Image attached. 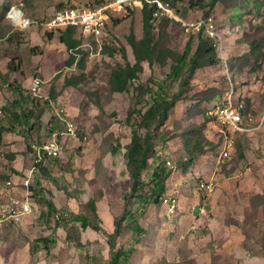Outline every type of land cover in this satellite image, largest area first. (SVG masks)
I'll return each instance as SVG.
<instances>
[{
  "label": "rangeland",
  "instance_id": "374dc122",
  "mask_svg": "<svg viewBox=\"0 0 264 264\" xmlns=\"http://www.w3.org/2000/svg\"><path fill=\"white\" fill-rule=\"evenodd\" d=\"M190 1L196 0H169L181 15L170 9L176 19H171L175 24L167 29L165 45L182 54L191 38L193 54L204 36L214 41L220 61L198 68L185 93L169 107L153 138L154 155L142 172L140 196L128 205L130 218L123 222L116 250L127 254L125 264H264V29L254 28L264 24V0H221L213 9L191 10ZM109 2L0 0V127L12 129L0 145V187L8 180L21 184L29 179V186L43 191L66 219L79 212L81 203L102 195L98 210L106 233L113 232L114 219L124 210L123 195L130 192L126 149L134 130L144 133L139 114L180 91V79L169 77L171 60L143 63L126 92L110 90L114 69L134 63L126 37L130 32L135 39L142 37L138 1L133 0L125 22L115 26L106 21L99 54L81 46L78 31L75 39L81 44L70 49L47 26L60 10L97 9ZM21 15L31 27L20 28L10 19L20 23ZM206 18L217 37L199 30ZM256 40L260 48L252 51L248 44ZM37 77L44 82L41 98L31 91ZM228 100L243 110L241 131L229 132L213 116ZM66 120L78 125L87 142L65 139L59 158L37 164L32 145L50 141L64 130ZM225 147L228 155L222 160ZM192 152L196 157L187 165ZM156 168L166 175L160 204L145 200L155 188ZM165 198L175 200L173 212L163 204ZM31 200L32 214L21 224L0 223V264L109 261L104 233L84 231L87 249L81 250L66 240L56 213ZM42 238L54 239L49 251L36 244Z\"/></svg>",
  "mask_w": 264,
  "mask_h": 264
},
{
  "label": "trees",
  "instance_id": "16d2710c",
  "mask_svg": "<svg viewBox=\"0 0 264 264\" xmlns=\"http://www.w3.org/2000/svg\"><path fill=\"white\" fill-rule=\"evenodd\" d=\"M145 1L149 3H146ZM145 1L142 0L141 6L139 7L142 15V37L140 39H135V36L131 32L126 37L127 44L131 48L134 63L132 65L126 63L124 67L118 65L114 69L110 80V90L112 92H126L129 82L133 79H136L138 73L142 71L143 63H148L149 65H153L154 63L165 65L168 60H171L172 69L169 77L180 79V91L173 95L170 101L161 98L159 101L155 102L148 111L139 114L138 126L141 128V130H144V133L134 130L132 133L131 143L126 149L131 188L129 193H125L123 195L125 201L124 210L121 215L115 217L113 232L106 233L103 229V220L98 210V202L102 198V195L97 198L92 196V198L86 203H81L79 212L71 213V215H69L66 219L59 214L56 206L52 203V201L46 198L43 191L36 192L30 187L32 198L38 200L39 203H44L47 205L48 211L56 213L58 222L64 223V228L67 232L66 240L70 243H75L81 250L87 249V245L84 244L82 240V234L84 231L91 228L98 233H104L106 235L111 254L109 261L106 264H125L126 262L127 254L121 249L116 250V240L122 232L123 222L130 218L128 205L131 204L132 199L138 198L140 196V192L144 185L142 180V172L147 168L148 161L154 155L153 138L164 121L167 120V111L169 107L179 100L182 94L185 93L190 78L194 75L198 68L207 65H214L220 61L214 41L210 38H205L204 36L199 37L197 48L193 54H191V38L187 42L185 50L182 54L177 53L170 47H167L165 45V40L168 35L167 29L170 25L175 24V21L165 17L154 19L152 14L156 7L151 2L155 0ZM157 1L174 10L169 0ZM180 1L184 2L185 0ZM220 1L221 0H212L211 2H206L205 0L190 1L188 3V7L190 10L195 8H204L206 6H209L210 9H213L214 6H216ZM62 7L63 6H59L61 9ZM132 11V8L125 7L119 15V17H122L120 20H117L116 17H112L115 20L109 18V21L115 26L119 25L128 19V17H125V15H131ZM176 14L181 15L179 12ZM156 23L158 26H156ZM254 28L264 29V24H257L254 26ZM156 29L157 32L155 33ZM57 32L60 36V42L66 44L70 49H75L81 44L80 40L75 39V29L68 28L66 30H57ZM48 37L52 38L53 34L49 33ZM248 45L250 50L257 51L260 48V41H252ZM122 54L124 55L123 51ZM73 60L74 57H72L70 60V64L73 63ZM80 66L82 65L80 64ZM19 96L23 98L22 94H19ZM33 103L35 104L34 100ZM36 105L38 104L36 103ZM241 112L243 113V110H241ZM31 115L32 111L29 112L28 116ZM6 131L10 132L12 129L0 127V145L2 144L3 135ZM198 150L203 151V147L199 148ZM195 157V153L192 152L191 156L187 160V165H190ZM165 176V171L161 170L160 168H156L154 170L152 174V181L155 185V188L153 189L151 195L145 198L148 203H161L159 198L164 189ZM133 226H135L136 230L139 229V226L136 225V223ZM54 242V239L50 238L36 240V244H40L46 251L50 250ZM34 246L37 247L36 245ZM34 246L33 251L35 250ZM90 258L92 260H96V258Z\"/></svg>",
  "mask_w": 264,
  "mask_h": 264
},
{
  "label": "built area",
  "instance_id": "2783aa9c",
  "mask_svg": "<svg viewBox=\"0 0 264 264\" xmlns=\"http://www.w3.org/2000/svg\"><path fill=\"white\" fill-rule=\"evenodd\" d=\"M138 1L139 7L142 0ZM145 1V0H144ZM133 0H111L109 4L97 8H68L58 11L53 19L48 23V27L54 30H66L73 28L84 39V44L81 46L89 47L92 54H99L103 51V32L106 29V21H109L111 16L120 15L125 7L132 8ZM146 3H149L145 1ZM155 5V10L152 14L154 19L165 17L168 19H176L174 14L167 5H163L159 1L155 0L151 2ZM12 13V12H11ZM10 17V16H9ZM11 21L18 25L20 28H29L32 25L30 20H26L22 15L19 19L20 23L10 17ZM199 30L205 29L211 37L217 34L214 31V26L211 21L206 19L202 20L198 24ZM199 31V32H200ZM77 46L75 49H77ZM43 81L37 77L32 80L31 91L36 98L42 97ZM52 107L54 104L52 103ZM60 117V114L57 113ZM214 117H216L229 132L241 131L242 127V112L235 107L233 103L228 100L226 104L217 106L214 111ZM78 125L71 120L65 121V128L62 132L54 133L53 138L50 141L44 143H35L32 145V151L35 155L36 163L39 164L46 159L59 158L64 151V141L80 140L84 143L87 142V137L79 136ZM228 147L222 149L220 159H225L228 155ZM30 180L27 179L21 184L15 180H8L0 187V223L8 224H21L22 221L32 214V192L29 186ZM202 187V186H201ZM206 188H208L206 186ZM175 200L163 199V204L166 205L169 212H173Z\"/></svg>",
  "mask_w": 264,
  "mask_h": 264
},
{
  "label": "crops",
  "instance_id": "0c3cea01",
  "mask_svg": "<svg viewBox=\"0 0 264 264\" xmlns=\"http://www.w3.org/2000/svg\"><path fill=\"white\" fill-rule=\"evenodd\" d=\"M89 229H91V228H89Z\"/></svg>",
  "mask_w": 264,
  "mask_h": 264
}]
</instances>
